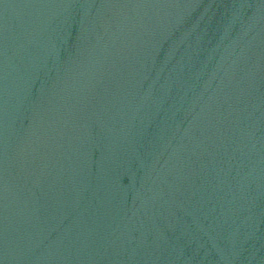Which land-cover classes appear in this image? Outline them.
<instances>
[{
	"label": "water",
	"instance_id": "water-1",
	"mask_svg": "<svg viewBox=\"0 0 264 264\" xmlns=\"http://www.w3.org/2000/svg\"><path fill=\"white\" fill-rule=\"evenodd\" d=\"M0 264H264V0H0Z\"/></svg>",
	"mask_w": 264,
	"mask_h": 264
}]
</instances>
